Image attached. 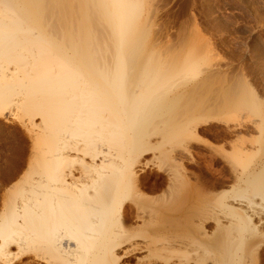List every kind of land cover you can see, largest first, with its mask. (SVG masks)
<instances>
[{
  "label": "bare ground",
  "instance_id": "1",
  "mask_svg": "<svg viewBox=\"0 0 264 264\" xmlns=\"http://www.w3.org/2000/svg\"><path fill=\"white\" fill-rule=\"evenodd\" d=\"M153 3L0 0V264H264L263 104Z\"/></svg>",
  "mask_w": 264,
  "mask_h": 264
},
{
  "label": "rangeland",
  "instance_id": "2",
  "mask_svg": "<svg viewBox=\"0 0 264 264\" xmlns=\"http://www.w3.org/2000/svg\"><path fill=\"white\" fill-rule=\"evenodd\" d=\"M153 1L159 12L151 25L152 35L159 30L165 45L178 44L183 35L196 42L205 41L208 46L197 55L208 64L224 65L240 73L250 93L243 98V105L261 102L263 106L254 118L264 122V0ZM1 125L0 204L9 178H14L25 166L31 145L16 121L11 119ZM11 159L19 163L14 171L7 170Z\"/></svg>",
  "mask_w": 264,
  "mask_h": 264
}]
</instances>
